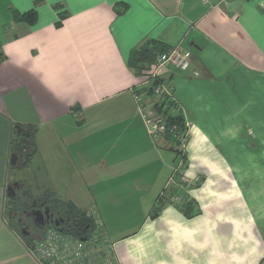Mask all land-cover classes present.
I'll use <instances>...</instances> for the list:
<instances>
[{"label": "crops", "instance_id": "obj_1", "mask_svg": "<svg viewBox=\"0 0 264 264\" xmlns=\"http://www.w3.org/2000/svg\"><path fill=\"white\" fill-rule=\"evenodd\" d=\"M148 39L190 52L163 80L190 131L191 215L160 198L177 154L134 99L149 83L128 59ZM17 125L37 151L12 164ZM12 184L96 215L120 264H264V0H0V264H42Z\"/></svg>", "mask_w": 264, "mask_h": 264}, {"label": "built area", "instance_id": "obj_2", "mask_svg": "<svg viewBox=\"0 0 264 264\" xmlns=\"http://www.w3.org/2000/svg\"><path fill=\"white\" fill-rule=\"evenodd\" d=\"M190 62L188 50L175 48L167 54H162L147 71L145 84L163 77L168 66L185 70L190 67ZM151 93L152 95L141 87L134 90V99L154 140L158 141L170 134V141L177 154L170 182L180 188L185 182L184 172L187 166L185 153L190 136L188 124L185 122L183 129L177 125H170L163 113L156 110L158 101L168 100L170 112L175 115L182 114L171 85L161 81L154 85ZM185 199L186 196L179 193L170 196L169 201L179 204ZM87 215L93 217L94 228L90 233L78 237L55 226H47L42 236L34 239L30 247L36 258L42 264H120L114 242L103 229L101 220L89 211ZM82 237L86 239L83 240Z\"/></svg>", "mask_w": 264, "mask_h": 264}, {"label": "trees", "instance_id": "obj_3", "mask_svg": "<svg viewBox=\"0 0 264 264\" xmlns=\"http://www.w3.org/2000/svg\"><path fill=\"white\" fill-rule=\"evenodd\" d=\"M18 13V12H15ZM23 20L26 22L33 24L36 21L37 10L32 8L24 13H18ZM172 47L168 46L166 43L155 40L148 39L140 46L134 48L129 56L128 65L136 71L139 75H146L150 66L157 60L158 56L165 52H169ZM163 80V77L159 79L152 80L150 83L143 87V90H147L149 94L152 95L151 90H153L154 85L160 83ZM168 100H160L156 103L157 112L163 113L166 117V121L170 125H177L179 128L183 129L185 126V120L182 114L175 115L170 112L168 107ZM21 126V125H20ZM24 130L14 131L15 137L12 139V152L20 157H23L26 160L32 158V156L36 153L37 147L34 141V127L30 126H21ZM166 138L171 140L170 134L166 135ZM175 150V149H174ZM176 151V150H175ZM187 161V160H186ZM187 165V164H186ZM179 187L171 186L170 191L166 189L164 194L160 196L163 199L162 202L169 201L170 196L176 195L179 193ZM33 200L35 198H32ZM37 201L49 200L50 203L54 204L55 207L60 206L65 210L66 214L71 218L70 224L67 225L68 229H63L68 233L78 237L81 234H88L94 228V219L93 217L87 215L86 210L77 208L72 202H65L60 199L45 196L41 199H35ZM170 202V201H169ZM180 205L182 209H184L187 215H191L193 213L192 202L185 199L182 203L176 204ZM28 208L27 204L22 203L20 197H10L8 199V211L11 213H19L21 209ZM160 208H154L152 211V215H156L159 212ZM193 210V211H192ZM54 226V225H52ZM16 227V226H15ZM57 227V226H55ZM17 230L21 233L25 241L31 247L34 238L31 235L22 234L20 229L16 227ZM61 229L60 227H57ZM43 234V231H41Z\"/></svg>", "mask_w": 264, "mask_h": 264}, {"label": "flooded vegetation", "instance_id": "obj_4", "mask_svg": "<svg viewBox=\"0 0 264 264\" xmlns=\"http://www.w3.org/2000/svg\"><path fill=\"white\" fill-rule=\"evenodd\" d=\"M15 192V196L20 197L22 203L27 204L28 208H23L19 213H12V222L17 224L18 228L26 230L30 234L33 232H41L47 226L58 223V227L61 229H68L67 225L70 224L71 218L66 214L65 210L60 206L55 207L49 200L37 201L33 200L28 190L23 184H12ZM13 191H11L12 193ZM37 209H41L44 212V217L35 213ZM29 234V235H30Z\"/></svg>", "mask_w": 264, "mask_h": 264}, {"label": "water", "instance_id": "obj_5", "mask_svg": "<svg viewBox=\"0 0 264 264\" xmlns=\"http://www.w3.org/2000/svg\"><path fill=\"white\" fill-rule=\"evenodd\" d=\"M16 127L18 128L19 131H23L24 130L20 125H17ZM17 157L18 156L16 154H12V157H11V163L12 164H15V162L17 160ZM11 191H13V192L11 193ZM8 196L9 197L15 196L13 185H9L8 186ZM35 213H38V215H40L41 217H44V212H42L41 209H37L35 211ZM56 226L58 227V223L56 224ZM22 234L29 235L30 233L23 229L22 230ZM82 239L85 240L86 238L82 237Z\"/></svg>", "mask_w": 264, "mask_h": 264}, {"label": "rangeland", "instance_id": "obj_6", "mask_svg": "<svg viewBox=\"0 0 264 264\" xmlns=\"http://www.w3.org/2000/svg\"><path fill=\"white\" fill-rule=\"evenodd\" d=\"M168 52H165V53H163V54H167ZM162 55V54H161ZM159 57V56H158ZM156 62V61H155ZM144 76H146V75H144ZM36 165H37V163H36ZM15 173V176L17 177V178H23L24 180H27L28 179V175H27V171H22V172H14ZM40 177V180H41V175L39 176ZM29 180V179H28ZM34 186H35V182H34ZM35 188V187H34ZM34 195H37V193L35 192V194ZM40 195V194H39ZM15 222V221H14ZM14 222H12L13 223V225L14 226H16V227H18L17 226V224H15ZM35 232H33L32 234H34Z\"/></svg>", "mask_w": 264, "mask_h": 264}]
</instances>
